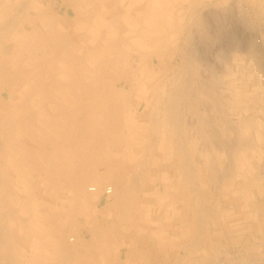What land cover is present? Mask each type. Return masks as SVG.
<instances>
[{"label":"bare ground","instance_id":"bare-ground-1","mask_svg":"<svg viewBox=\"0 0 264 264\" xmlns=\"http://www.w3.org/2000/svg\"><path fill=\"white\" fill-rule=\"evenodd\" d=\"M54 1L0 0L1 264H160L180 248L201 264L200 254L212 247L210 215L187 150L199 149L202 140L216 143L204 105L212 99L221 107L223 98L221 75L206 74L209 66L195 47L191 17L201 20L209 4L65 0L59 13L51 9ZM189 21L192 28L183 27ZM184 31L183 48L174 53ZM229 120L223 121L231 133ZM244 123L247 130L250 121ZM237 138L236 149L245 145ZM242 150L248 158L250 151ZM202 165L196 161L200 175ZM230 180L223 185L232 209L224 212L235 222L229 230L242 236L256 204L248 193L233 203L231 194L247 183ZM99 193L114 198L116 214L98 219L91 212L79 254L80 238L70 236L75 209ZM17 240L37 258H14ZM187 251L171 264H191L184 263Z\"/></svg>","mask_w":264,"mask_h":264},{"label":"rangeland","instance_id":"rangeland-1","mask_svg":"<svg viewBox=\"0 0 264 264\" xmlns=\"http://www.w3.org/2000/svg\"><path fill=\"white\" fill-rule=\"evenodd\" d=\"M64 4H66L65 0H55L51 9L54 12L63 13L66 10V5ZM206 5H208L205 8L206 13L201 20L198 21L195 14L191 17L193 28L190 21V26L187 22L183 24V27L185 25L192 28L196 35L194 41L197 45L195 47L201 55L200 58L203 59V64L209 66V71L206 74L210 76V72H217L221 75V81L226 83L222 84L220 81L219 85L221 89L218 87L220 97L224 99H221V107L217 102L216 104L219 107L216 106L215 101H212V99H210L211 102L208 101L204 105L207 109L210 108L207 112L212 114L206 112L208 118L212 120L213 117L214 120L210 128L215 133L217 132L216 135L219 138L216 143H212L209 140L198 141L195 146L199 147V149L187 150L192 156L189 162L194 165L192 167V171L194 172L192 178L195 184L198 182L196 184L197 188H199L198 192H201L202 202L205 204V207L207 206L209 211L207 208L206 210L209 213L208 215H210V217L208 216L209 221H206L208 222L206 224V227H208L206 236L208 235V243L212 247L211 250L206 252V256L203 255L205 253L200 254L201 257H205L204 260L201 259V264H264V218L260 217L264 215V0H206ZM196 23L203 28L198 27ZM201 23L202 25H200ZM185 34L186 32L184 31V34L181 35L182 45H179L180 43L176 44L175 49L178 50L174 53L178 54L180 49L183 48ZM203 35H206L205 37L207 38ZM185 49H188L186 52V58H188L191 55V51L187 47ZM178 68H181V65ZM210 82L211 84L213 83L211 80ZM232 91H235V93H232ZM231 96L233 97L232 100L230 99ZM213 102L215 106L212 104ZM215 107L218 108L216 109ZM211 109L215 113L211 112ZM218 109L220 110L218 112L222 113V115L218 114ZM221 118L227 121L230 119L229 121L233 128L231 133L227 130L229 124L226 125V121L221 120ZM247 120L250 121V125L245 130L243 124ZM221 121L223 125L220 123ZM236 138L245 142V145H239L236 149L234 146ZM241 148H247L244 151H250L248 158L245 159L242 156L243 150ZM198 150L201 151L200 158H198ZM176 158L177 162H182L180 157L177 156ZM197 160L203 163L202 175L198 173V169L195 166ZM153 169V166L152 168L151 166L147 168L149 171H153ZM163 171H166V169H159L158 174H162ZM34 175L33 177L36 179L38 176L37 174ZM232 177L234 182L240 184L247 183L243 185L242 190H234L231 194L232 197L235 196L232 198L233 203L236 201L235 204H237L241 195L244 198L246 193H248L251 197L250 199L256 204L249 206V210H254L256 216L252 218L254 219L252 223L251 221L250 223H245L249 225V232L242 236H240V233L229 230V226L233 228L235 222L229 219L228 215L224 212L232 208L228 207L226 201L228 200L226 192L230 193L231 191H226L223 182L231 181L230 178L232 179ZM255 182L262 183L263 188H258L253 184ZM63 184L65 189H69V184L66 182ZM108 186L110 185L106 184L105 188ZM61 194L62 196L60 195V197L62 198L64 192H61ZM248 195L246 198H248ZM215 203L218 205H215ZM114 205V198L108 199L105 194L99 193L94 197L92 196L88 202H84L82 206H77L74 214V220L77 225L70 236L80 238V242L74 246V249H78L79 254L82 253L81 245L89 239L86 235L85 238L83 237L87 221H92V219L88 218H93L94 215L98 219L115 216L116 213L112 209ZM243 210L245 213L246 209L244 207ZM91 212H94V215ZM237 215H235V219L240 217L241 221L244 220L242 216ZM257 220V225H262L258 227L260 228L259 230H254L252 226L255 224L256 228ZM96 223L98 224V221ZM8 224L12 228L16 225L10 222ZM16 237H19L21 240V233H18ZM20 240H17L18 243L12 247L14 258L20 261L23 260L22 262L28 259H36L37 255L32 253L28 247L25 250L20 249ZM179 240L181 239L178 238V242L180 243ZM178 242L177 244H179ZM186 251L180 248L178 249V254L169 256L170 258L161 256L159 262L160 264L177 262L182 259ZM187 253L192 254L189 258H185L184 263L194 264L192 262L196 258V255L194 252L187 251ZM40 259H42L41 256Z\"/></svg>","mask_w":264,"mask_h":264}]
</instances>
